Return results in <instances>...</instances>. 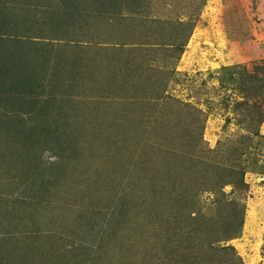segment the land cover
<instances>
[{
    "label": "rangeland",
    "instance_id": "374dc122",
    "mask_svg": "<svg viewBox=\"0 0 264 264\" xmlns=\"http://www.w3.org/2000/svg\"><path fill=\"white\" fill-rule=\"evenodd\" d=\"M132 1L101 11L88 41L47 42L44 53L56 59L59 76L40 88L48 119L41 127L33 110L21 116L28 140L0 128V264H111L106 254L118 264L119 242L128 240L135 216L156 231L162 204H173L170 192L188 184L198 185L189 203L203 214L198 231L172 234L176 246L229 221L237 232L210 238L209 264L236 257L264 264V0ZM124 9L131 12L120 14ZM18 134L31 154L24 155ZM32 154L46 178L53 174L46 208L12 177L23 171L17 157ZM171 176L175 185L166 181ZM214 177L223 181L217 193ZM115 194L135 202L127 201L135 214L124 223L125 239L102 241L107 252L87 260L80 254L86 248L71 243L88 232L78 216ZM14 207L20 216H6Z\"/></svg>",
    "mask_w": 264,
    "mask_h": 264
},
{
    "label": "trees",
    "instance_id": "16d2710c",
    "mask_svg": "<svg viewBox=\"0 0 264 264\" xmlns=\"http://www.w3.org/2000/svg\"><path fill=\"white\" fill-rule=\"evenodd\" d=\"M93 1L95 5L92 6L89 5L91 0H0V128L3 132L8 135L11 133L10 135L13 137L14 132H22L25 139L28 140L29 133L24 129L25 120L21 116L32 110L34 112L31 113L40 119L41 127L44 126L45 122L42 121L47 120L48 116L44 114L46 108L41 101L43 89L40 88L43 86L44 78L55 77L56 79L59 77L58 72L55 71L56 67L54 68L56 59L51 61L47 58V54L45 55V50H43L44 45L53 41L76 44L80 42L78 38L88 41L87 39L96 34V20L101 16V11L109 13L114 8L120 9L119 6L122 4V0ZM125 1L133 2L132 0ZM126 11L131 12L129 9H124L120 14ZM68 37H72V40L70 41ZM29 45H31L30 48ZM49 64L54 69L52 76L46 74ZM49 93L51 94L49 100H51L54 98V94L52 91ZM18 135L17 141L23 143L20 148L24 155L31 154L29 151L32 149L31 145L25 142L23 135ZM0 138L1 142L3 137ZM30 156H32L31 160L27 161L26 158L17 157L15 167L20 166L19 168L23 171L15 172L16 177H12L16 179V185L23 184L25 186L22 193L27 194V189L33 190V196H36L37 193L40 195V202L47 201L44 203L46 208L49 205L48 198L53 192L54 185L49 180L53 174L46 178V169L41 168L39 171V165H37L39 159L33 154ZM172 165L173 168L179 169L178 165ZM39 172H42L44 177L39 176ZM166 181L172 185L176 184L174 176L168 177ZM38 182L40 191L37 189ZM56 182L57 179L54 180V184ZM211 182L210 185L217 193V189L221 188L223 181L219 177H214ZM35 184L36 190L32 189ZM47 184L52 187L49 188ZM191 186L189 184L183 187L179 186L177 191L170 192L173 199L172 205L162 204L161 200H156L155 203L162 204L159 211V223L155 227L159 229L156 231L148 230V221L135 216L133 224L127 226L130 230L127 241L121 240V237L125 239V237L123 238V228H126L124 223L130 222L128 214L131 212L135 214L132 206L127 208V201L129 206L130 203L135 206L134 200L125 194L120 196L115 194V198L111 201H107L108 198L103 202L100 200L99 204L95 205L96 208L89 209V213L78 216L83 217L84 221L78 218L77 226L87 221L88 232L85 229L82 234L77 232L76 237L71 239V243L79 244L77 247L84 246L86 250L84 249L80 254H85V259L90 261L99 257L102 252L104 254L107 252L108 247H104L102 241L107 240L109 245L111 240L116 241L119 238L121 241L118 248L119 254H117L120 260L116 262L118 264H130L131 262L135 264L136 255H142V258L139 259L143 261L142 264H189L190 258L193 264H209L210 261L207 259L210 253L207 251L210 246V238L217 240L221 237L224 239L232 237L236 234L238 225L230 224L229 221L223 225L216 224L217 229L212 230L206 238L196 239L187 236L188 240L185 244L180 243L176 246L175 239L171 238L172 234L179 236L188 233V231L197 230L200 214H203L192 208V204L189 203L190 198L194 196L192 193L194 190L197 191L198 185L195 188V185ZM136 194L137 191H133V195ZM25 197H30L31 200L35 198L32 195ZM150 200L155 199L150 198ZM91 203L92 200L90 206ZM167 211L170 216L168 220L165 218ZM17 212V208L14 207L6 213V216L15 217V214L19 215ZM185 218L192 223H183L182 219ZM172 220L175 224H171ZM128 241L132 243L127 246ZM228 248L233 250L231 246ZM192 250H194L193 255L187 257ZM131 256H133L132 259H130ZM106 260H110L111 264L114 263L108 254H106ZM232 264H242V262L239 257H236Z\"/></svg>",
    "mask_w": 264,
    "mask_h": 264
}]
</instances>
